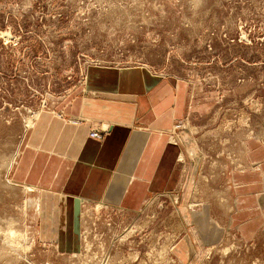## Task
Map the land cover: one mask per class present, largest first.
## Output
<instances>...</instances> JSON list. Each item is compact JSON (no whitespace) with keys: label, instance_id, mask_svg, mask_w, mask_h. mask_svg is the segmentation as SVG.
I'll use <instances>...</instances> for the list:
<instances>
[{"label":"rangeland","instance_id":"1","mask_svg":"<svg viewBox=\"0 0 264 264\" xmlns=\"http://www.w3.org/2000/svg\"><path fill=\"white\" fill-rule=\"evenodd\" d=\"M138 67L188 85L171 135L186 145L176 193L134 213L88 202L58 211L13 180L38 116L87 121L75 113L95 95L91 68ZM259 144L264 0H0V264H264V224L250 238L233 230L203 243L191 211L226 182V161L244 155V170L260 171L248 158Z\"/></svg>","mask_w":264,"mask_h":264},{"label":"crops","instance_id":"2","mask_svg":"<svg viewBox=\"0 0 264 264\" xmlns=\"http://www.w3.org/2000/svg\"><path fill=\"white\" fill-rule=\"evenodd\" d=\"M88 79L95 95L81 99L75 113L87 121L74 126L49 112L38 116L13 180L35 189L41 200H55L58 211L67 202L75 210L88 202L134 213L150 196L176 193L183 184L179 161L186 145L183 135L181 146L171 135L186 118L188 85L155 78L140 67L91 68ZM99 128L106 132L103 139H91L90 132ZM248 158L261 172L244 170V155L239 163L226 161L218 174L226 182L213 189L212 197L199 196L204 203L197 212L190 208L199 217L195 232L203 243L233 230L250 238L264 224V146L254 147ZM184 245L191 249L193 243Z\"/></svg>","mask_w":264,"mask_h":264},{"label":"built area","instance_id":"3","mask_svg":"<svg viewBox=\"0 0 264 264\" xmlns=\"http://www.w3.org/2000/svg\"><path fill=\"white\" fill-rule=\"evenodd\" d=\"M89 137L94 140H102L104 137V134L100 130H92L90 132Z\"/></svg>","mask_w":264,"mask_h":264},{"label":"bare ground","instance_id":"4","mask_svg":"<svg viewBox=\"0 0 264 264\" xmlns=\"http://www.w3.org/2000/svg\"><path fill=\"white\" fill-rule=\"evenodd\" d=\"M28 189V188H27ZM29 190H30V188H29ZM32 204H33V202H32ZM37 210V209H36ZM18 234V233H17ZM11 235V234H10ZM19 236V235H18Z\"/></svg>","mask_w":264,"mask_h":264}]
</instances>
